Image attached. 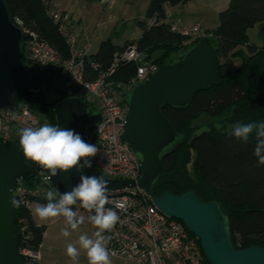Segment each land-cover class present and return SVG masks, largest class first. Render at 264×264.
I'll use <instances>...</instances> for the list:
<instances>
[{
	"label": "trees",
	"instance_id": "trees-1",
	"mask_svg": "<svg viewBox=\"0 0 264 264\" xmlns=\"http://www.w3.org/2000/svg\"><path fill=\"white\" fill-rule=\"evenodd\" d=\"M3 1L13 21L23 30L37 34L54 47L62 59L69 57L68 47L58 32L57 24L49 15L44 0ZM185 1L151 0L146 19L139 22L141 35L138 39L122 47L109 41L103 42L97 53L89 55L87 64L99 66L96 72L89 70L91 77L96 78L100 71L111 67L116 55L133 44L146 61L161 67L181 51L199 42H188L181 32L172 31V25L168 23L167 10ZM167 3L170 5L168 9L165 8ZM153 16L158 18V24L148 28L146 20ZM257 26L262 42L260 45L253 43L249 35L250 30ZM203 40L215 52L222 81L219 86L198 93L187 109H163L174 128L184 133L186 138L163 161L161 179L154 194L161 196L167 192L176 195L194 192L204 202L217 201L229 216L236 248H264V166H257L254 135L246 143L230 135L231 127L237 122H264V0H231L230 7L220 14L219 25L211 38ZM25 41L26 37L24 44ZM157 52L160 57L153 60ZM238 60L240 66L236 65ZM24 62L25 70L18 79L24 99L19 103L26 105L38 117L41 125H56L52 112L54 106L73 95L83 98L60 68L51 67L43 71L32 69L27 64L26 53ZM136 68L132 62H120L111 78L121 82L130 81L135 77ZM49 93L53 94L50 99ZM202 115L225 117L221 120L222 127L217 128L211 124L207 131L193 136L191 123ZM94 135L95 129L91 130L90 138L93 139ZM27 162L34 168V162ZM181 164L185 167L191 165L196 181L183 174L179 169ZM25 183L28 187H37L40 178L33 174ZM33 202L47 201L34 199ZM19 217H25L29 223L31 246L40 248L46 228L35 225L30 208H16V223ZM16 237L19 246L17 227ZM203 264L208 263L204 260Z\"/></svg>",
	"mask_w": 264,
	"mask_h": 264
},
{
	"label": "water",
	"instance_id": "water-1",
	"mask_svg": "<svg viewBox=\"0 0 264 264\" xmlns=\"http://www.w3.org/2000/svg\"><path fill=\"white\" fill-rule=\"evenodd\" d=\"M24 37V30L13 21L5 2L0 0V110L13 111L24 99L18 84L26 67ZM221 81L215 52L204 40L181 51L146 83L133 87L126 94L124 101L128 112L122 139L141 164L138 186L153 198L161 212L182 222L189 233L198 238L208 264H264L263 247L236 248L229 216L219 202H204L194 192L154 194L161 179L163 161L186 138L174 128L163 109H187L198 93L219 86ZM52 112L59 127L74 130L83 140L102 119L99 111H91L76 95L59 101ZM18 145L0 143V264H25L18 251L16 208L9 201L16 195V183L35 174V170ZM81 174L102 175L92 166L82 172L72 169L60 173L51 181L55 189L66 192L79 183ZM103 177L109 191L129 190L136 186L134 181Z\"/></svg>",
	"mask_w": 264,
	"mask_h": 264
},
{
	"label": "built area",
	"instance_id": "built-area-1",
	"mask_svg": "<svg viewBox=\"0 0 264 264\" xmlns=\"http://www.w3.org/2000/svg\"><path fill=\"white\" fill-rule=\"evenodd\" d=\"M112 1L109 0L110 3ZM44 2L68 47L69 57L62 59L58 51L37 34L24 30L27 64L32 69L41 71L51 67L62 70L77 87L83 100L102 116L93 139L89 136L85 140L95 144L98 149L97 155L92 158L93 167L109 179L136 183L133 189L109 191L106 208L117 211L119 216L115 227L105 233L110 237L107 244L110 259L122 258L135 264H203L205 257L198 238L189 233L182 222L161 212L155 206L153 198L138 186L141 164L122 139L128 112L124 101L126 94L133 87L146 83L160 67L157 63L146 61L133 44L116 55L115 63L111 67L92 78L89 70L96 72L99 66L94 63L87 64L91 54V40L75 32L68 12L59 10L54 1ZM169 7L168 3L165 4L166 9ZM157 24L156 16L146 20L148 28ZM171 30L178 32L175 26ZM181 34L190 43L211 37L203 32L200 24ZM120 62H132L137 66L132 80L121 82L111 78ZM40 125L38 117L23 103L18 102L13 111L0 110V143L19 144V129ZM33 169L40 178L37 187H28L25 180L17 182L14 187L16 197L22 201L21 206L24 208H30L34 199H45L46 190H56L52 181L46 180V173L39 165L34 163ZM16 227L20 256L25 264H39L40 248L35 249L30 244L32 233L26 218L19 217ZM94 230L96 231L95 227Z\"/></svg>",
	"mask_w": 264,
	"mask_h": 264
},
{
	"label": "clouds",
	"instance_id": "clouds-1",
	"mask_svg": "<svg viewBox=\"0 0 264 264\" xmlns=\"http://www.w3.org/2000/svg\"><path fill=\"white\" fill-rule=\"evenodd\" d=\"M230 135L238 141L247 142L255 137L254 156L257 166H264V122H249L234 124ZM19 150L26 160L39 165L46 172V180H52L60 173H68L72 169L82 172L93 166L98 149L95 144L87 143L71 129H63L57 124L45 123L40 126L23 127L18 130ZM45 204H38L35 213L42 220L62 217L66 227L62 235L68 237L70 230H76L85 221L84 215H78L74 206L79 205L85 210L87 220L96 228L92 237L80 235L79 247L86 251L88 264H111L107 244L110 232L119 221L117 211L106 208L109 200V187L102 175H80L79 183L66 192L48 189L45 192ZM9 203L13 208H19L22 201L14 195ZM66 255L77 261L79 249L69 243Z\"/></svg>",
	"mask_w": 264,
	"mask_h": 264
},
{
	"label": "crops",
	"instance_id": "crops-1",
	"mask_svg": "<svg viewBox=\"0 0 264 264\" xmlns=\"http://www.w3.org/2000/svg\"><path fill=\"white\" fill-rule=\"evenodd\" d=\"M54 2L59 10L69 13L75 32L81 37H88L91 40V48L95 47L99 50L101 44L107 41L119 46L113 43L117 35L113 29L121 19L125 22H137L139 27V22L146 19L151 0H113L111 3L109 0H54ZM230 4L231 0H186L183 4L167 10L169 15L167 20L179 32L200 24L204 33L212 35L219 25L220 14L226 11ZM130 41L134 40H125L124 45ZM35 208L33 205L30 207L35 225L46 228L40 245L39 264H88L86 254L79 255L75 262L66 255L67 245L69 243L76 245L77 236L62 235V230L66 227L64 219L57 217L42 220L35 213ZM74 210L78 215L85 216L84 223L80 225V232L92 237L95 230L87 220L88 214L78 206H74ZM111 264L135 263L121 258H111Z\"/></svg>",
	"mask_w": 264,
	"mask_h": 264
},
{
	"label": "rangeland",
	"instance_id": "rangeland-1",
	"mask_svg": "<svg viewBox=\"0 0 264 264\" xmlns=\"http://www.w3.org/2000/svg\"><path fill=\"white\" fill-rule=\"evenodd\" d=\"M113 32L117 33V35L115 36L117 40L116 39L113 40V43L119 45L120 47L124 46L125 40L127 41L128 39H133V40L138 39V37L140 36V33H141L137 22H135V23L129 22V21L125 22L123 19H121L120 22L117 23V25L113 29ZM249 35H250L251 41L253 43H255L257 45H260L262 43L261 39L259 37V27L258 26L255 27L254 29L250 30ZM92 46H93V44H92ZM91 49H93L92 50L93 54L97 53V51H98V49L97 48L95 49V47L94 48L92 47ZM159 57H160V54H159V52H157L153 56L152 59L156 60ZM236 65L240 66L239 60L236 62ZM52 95H53L52 93H49L48 98L50 99L52 97ZM223 118H225V117L211 118L207 115H202L201 117H199L198 119L194 120L191 123L193 136L198 135L204 131H207L211 124H213L217 128L222 127L221 126V120H223ZM179 169L184 172L183 174H187V176H189V178L191 180L196 181V175H195L194 170L192 169L191 165L185 167L184 165L181 164ZM37 204H45V203L33 202L31 205H33V207H36ZM47 220H49V219H47ZM80 230H81V226L74 231L70 230V235L75 234L77 236L76 246L79 249V255H85L86 251L83 250L82 248H80L79 244H78L79 236L84 235V233L82 231L80 232Z\"/></svg>",
	"mask_w": 264,
	"mask_h": 264
}]
</instances>
